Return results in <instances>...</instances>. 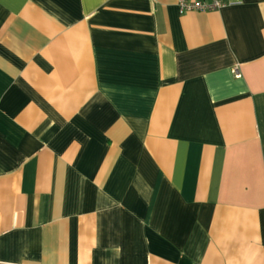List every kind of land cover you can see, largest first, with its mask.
<instances>
[{"label":"crops","instance_id":"1","mask_svg":"<svg viewBox=\"0 0 264 264\" xmlns=\"http://www.w3.org/2000/svg\"><path fill=\"white\" fill-rule=\"evenodd\" d=\"M223 1L0 0V264H264V0Z\"/></svg>","mask_w":264,"mask_h":264},{"label":"built area","instance_id":"2","mask_svg":"<svg viewBox=\"0 0 264 264\" xmlns=\"http://www.w3.org/2000/svg\"><path fill=\"white\" fill-rule=\"evenodd\" d=\"M224 4L223 0H177V5L181 12L216 10L224 6ZM234 74L239 76L237 69L234 70Z\"/></svg>","mask_w":264,"mask_h":264}]
</instances>
